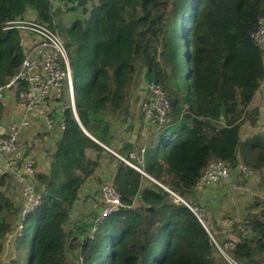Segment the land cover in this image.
<instances>
[{
	"label": "trees",
	"instance_id": "16d2710c",
	"mask_svg": "<svg viewBox=\"0 0 264 264\" xmlns=\"http://www.w3.org/2000/svg\"><path fill=\"white\" fill-rule=\"evenodd\" d=\"M63 1L79 12L69 24L58 19L52 0H0V86L23 58L18 31L4 25L33 18L66 46L76 113L63 107V132L35 173L42 202L24 218L12 177L0 175V264L13 227L9 264H68L67 252H76L79 264H216L209 234L163 187L192 197L207 165L224 160L260 175L264 188V132L240 134L260 118L251 103L264 80V52L251 33L264 17V0ZM139 74L159 82L169 102L165 121L136 146L153 180L89 136L111 145L109 127L129 118ZM5 110L0 101V122ZM114 148L125 157L131 150ZM101 160L111 166L118 208L98 223L96 215L78 220L66 232L79 192ZM93 225L90 236L85 230ZM231 232L234 246L223 248L232 260L264 264V193L246 205Z\"/></svg>",
	"mask_w": 264,
	"mask_h": 264
},
{
	"label": "built area",
	"instance_id": "2783aa9c",
	"mask_svg": "<svg viewBox=\"0 0 264 264\" xmlns=\"http://www.w3.org/2000/svg\"><path fill=\"white\" fill-rule=\"evenodd\" d=\"M4 28H14L18 31V43L23 51V58L17 72L5 85L0 86V101L5 98V90L13 89V97L21 108V114L17 119L0 122V175L6 174L12 177L21 200L19 216L24 218L42 202V196L36 189L35 173L39 169L35 153L30 149L24 133L27 128H31L40 134L48 133L57 141L64 129L63 107L70 105L76 115L75 89L67 50L55 32L33 18L7 21ZM251 38L264 52V17L257 21ZM18 84L24 85L21 91H17L15 86L12 88L13 85ZM137 89L140 96L139 106L145 122L151 127L162 124L169 106L162 85L154 79L144 78L143 84ZM90 138L135 171L153 180L143 171L142 161L136 150H131L128 157H125L93 136L90 135ZM234 169L245 176L251 174V170L243 164L231 168L224 160L213 161L207 165L194 189L208 187L222 180L228 181ZM163 188L169 193L171 200L184 204L196 216L228 263L239 264L232 260L224 249L232 248L235 239L229 237L224 248L215 240L210 220L200 201L195 199L194 195L185 198L181 193ZM98 189L101 209L96 215V223L115 211L120 202L119 193L108 177L99 183ZM91 228L95 230L94 225Z\"/></svg>",
	"mask_w": 264,
	"mask_h": 264
},
{
	"label": "rangeland",
	"instance_id": "374dc122",
	"mask_svg": "<svg viewBox=\"0 0 264 264\" xmlns=\"http://www.w3.org/2000/svg\"><path fill=\"white\" fill-rule=\"evenodd\" d=\"M59 7V12L57 13L58 19L63 21L66 24H69L73 19L78 16V10H72L71 4H65V2L59 0H52V8L56 9ZM61 39V38H60ZM190 39V38H189ZM62 40V39H61ZM63 41V40H62ZM65 46V44H64ZM66 48V46H65ZM72 71V70H71ZM72 74V72H71ZM72 77V76H71ZM143 75L139 74L136 80L132 101H134V108L138 109V104H140V96L138 92V86L143 84ZM264 87V80L262 81ZM253 103H259L260 109V118L257 121V124L254 127H249L247 124L241 126L240 134L242 136L251 134L255 131L264 132V89L261 93L257 94L253 100ZM140 108V106H139ZM146 125L148 126L147 122ZM152 128H155L152 126ZM151 126H148L147 131L149 132ZM44 141V140H43ZM46 144V148L44 150L45 160L48 158L49 154L47 151L51 146L50 141H44ZM137 146V144H136ZM135 146V147H136ZM134 147V150L136 148ZM119 153L118 150H115ZM44 165H37L38 169H43ZM262 177L258 174L251 173L248 176L243 175L241 172L232 170L230 179L222 180L218 183H215L211 186H204L201 188L200 192L195 193L194 198L200 201V204L205 210L207 217L209 218V223L212 226L213 236L215 240L221 246L228 241L229 237H233L231 232V227L234 221H238L243 218L245 215V207L246 205L255 197L260 196L264 193V188L262 185ZM205 188H209V192L207 190L204 191ZM208 193V194H207ZM207 195V196H206ZM97 203V202H96ZM98 206L94 208V215H97L100 211V203H97ZM79 206L75 205V209L72 211L69 220L65 224V231L69 232L74 229L76 221L82 219L86 221L87 213H85L81 208V213L78 212ZM98 211V212H97ZM18 228L13 227L12 231L7 235L4 241V250L2 254V264H9L12 257L15 255V246H16V238ZM85 233L92 236L93 229L91 227H87ZM30 237V234H29ZM29 243V242H28ZM213 256L215 258L216 264H228V261L223 256L221 251L217 248L213 250ZM80 257H77L76 252L66 254V261L68 264H79Z\"/></svg>",
	"mask_w": 264,
	"mask_h": 264
},
{
	"label": "crops",
	"instance_id": "0c3cea01",
	"mask_svg": "<svg viewBox=\"0 0 264 264\" xmlns=\"http://www.w3.org/2000/svg\"><path fill=\"white\" fill-rule=\"evenodd\" d=\"M263 89H264L263 84H260L259 90L256 92L255 96L261 93ZM253 100L251 105L257 106L260 110L261 107L259 106V103H253ZM3 102L6 108L5 110L6 116H5V120L2 122L10 121L12 119H17L21 114V108L18 106L16 100L13 97V89L5 90V98ZM134 104H135L134 101H131L129 118L127 120L121 122L117 120H113L112 124L109 127V131L111 135L110 138L111 145L109 147L114 150H115L114 148L115 146L120 147L122 145H124L127 149L133 150L136 144L137 143L141 144L149 133L147 131L148 126L146 125V122L143 119L141 110L139 108V104L137 110L134 108ZM24 138L28 141L30 149H32L35 153L37 165H41V166L44 165L45 167L47 165L48 159L50 158V154L54 149L55 140H53L50 134L48 133L40 134L38 132H35L31 128H27V130L24 133ZM43 140L47 142L50 141L51 143L50 144L51 146L47 151L49 156L46 160L44 158L45 157L44 150L46 148V144L44 143ZM111 170H112L111 166L108 165L107 162H105V160H101L98 168L89 178H87L86 182L84 183V185L82 186L79 192V198L75 202L73 210L75 209V205L76 207L78 205L79 208H81L85 213H87L88 217H86V220H88L89 222L91 221V216H95L93 211L94 208L98 206L97 203H99L98 200L99 183L102 182L103 179L109 176L108 174L111 173ZM200 190L201 188H197L194 189L193 192L194 194L198 192L202 193L200 192ZM205 190L209 192V188H205L204 191ZM202 194H206V193L203 192ZM79 208H78V212L81 213V209Z\"/></svg>",
	"mask_w": 264,
	"mask_h": 264
},
{
	"label": "water",
	"instance_id": "95a60500",
	"mask_svg": "<svg viewBox=\"0 0 264 264\" xmlns=\"http://www.w3.org/2000/svg\"><path fill=\"white\" fill-rule=\"evenodd\" d=\"M88 134V133H87ZM89 135V134H88ZM90 136V135H89Z\"/></svg>",
	"mask_w": 264,
	"mask_h": 264
}]
</instances>
